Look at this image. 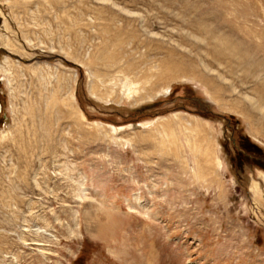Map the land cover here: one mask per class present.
<instances>
[{
	"label": "rangeland",
	"instance_id": "374dc122",
	"mask_svg": "<svg viewBox=\"0 0 264 264\" xmlns=\"http://www.w3.org/2000/svg\"><path fill=\"white\" fill-rule=\"evenodd\" d=\"M0 82V264H264V0H0Z\"/></svg>",
	"mask_w": 264,
	"mask_h": 264
},
{
	"label": "bare ground",
	"instance_id": "6f19581e",
	"mask_svg": "<svg viewBox=\"0 0 264 264\" xmlns=\"http://www.w3.org/2000/svg\"><path fill=\"white\" fill-rule=\"evenodd\" d=\"M133 91L132 92H130V91H128V93H127V97L130 99V97H132L133 96ZM134 97V96H133ZM258 104V103H257ZM258 107L260 108V112H262V113H264V106L261 104V103H259L258 104ZM264 116V115H263Z\"/></svg>",
	"mask_w": 264,
	"mask_h": 264
},
{
	"label": "water",
	"instance_id": "95a60500",
	"mask_svg": "<svg viewBox=\"0 0 264 264\" xmlns=\"http://www.w3.org/2000/svg\"><path fill=\"white\" fill-rule=\"evenodd\" d=\"M0 85H1V82H0Z\"/></svg>",
	"mask_w": 264,
	"mask_h": 264
}]
</instances>
